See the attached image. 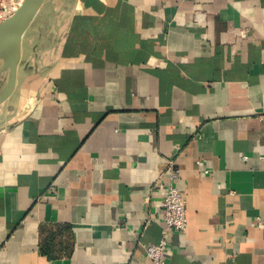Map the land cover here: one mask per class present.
Here are the masks:
<instances>
[{
    "label": "crops",
    "instance_id": "obj_1",
    "mask_svg": "<svg viewBox=\"0 0 264 264\" xmlns=\"http://www.w3.org/2000/svg\"><path fill=\"white\" fill-rule=\"evenodd\" d=\"M169 160V263L264 264V0H45L0 104V264H152Z\"/></svg>",
    "mask_w": 264,
    "mask_h": 264
},
{
    "label": "built area",
    "instance_id": "obj_2",
    "mask_svg": "<svg viewBox=\"0 0 264 264\" xmlns=\"http://www.w3.org/2000/svg\"><path fill=\"white\" fill-rule=\"evenodd\" d=\"M22 2L23 0H0V23L9 18ZM242 36L244 37V33H242ZM166 164L170 170L168 182L161 185L162 219L165 228L157 243L145 247V255L152 264H170L166 258L167 236L172 233H180L187 226L186 200L173 185L174 181L178 179L179 173L172 169L173 161L169 160ZM163 173V171L160 173V180L163 179Z\"/></svg>",
    "mask_w": 264,
    "mask_h": 264
},
{
    "label": "water",
    "instance_id": "obj_3",
    "mask_svg": "<svg viewBox=\"0 0 264 264\" xmlns=\"http://www.w3.org/2000/svg\"><path fill=\"white\" fill-rule=\"evenodd\" d=\"M45 0H23L15 12L0 23V77L7 80L0 90V104L13 92L21 54V40Z\"/></svg>",
    "mask_w": 264,
    "mask_h": 264
},
{
    "label": "rangeland",
    "instance_id": "obj_4",
    "mask_svg": "<svg viewBox=\"0 0 264 264\" xmlns=\"http://www.w3.org/2000/svg\"><path fill=\"white\" fill-rule=\"evenodd\" d=\"M7 80V73L5 72L1 77H0V90L3 87L4 83Z\"/></svg>",
    "mask_w": 264,
    "mask_h": 264
}]
</instances>
